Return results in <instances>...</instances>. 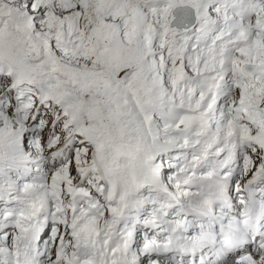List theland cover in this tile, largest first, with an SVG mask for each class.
<instances>
[{"label": "snow or ice", "instance_id": "obj_1", "mask_svg": "<svg viewBox=\"0 0 264 264\" xmlns=\"http://www.w3.org/2000/svg\"><path fill=\"white\" fill-rule=\"evenodd\" d=\"M0 264H264V0H0Z\"/></svg>", "mask_w": 264, "mask_h": 264}]
</instances>
